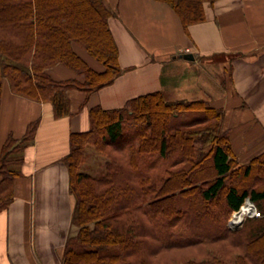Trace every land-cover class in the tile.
<instances>
[{"label": "trees", "instance_id": "16d2710c", "mask_svg": "<svg viewBox=\"0 0 264 264\" xmlns=\"http://www.w3.org/2000/svg\"><path fill=\"white\" fill-rule=\"evenodd\" d=\"M158 1L188 33L216 0ZM115 13L106 0H0V113L6 86L52 103L60 117L72 114L70 90L88 95L111 84L122 72ZM56 66L72 76L57 78ZM225 114L210 99L169 101L159 89L122 107H92L64 158L78 231L62 264H264V150L243 162ZM39 122L0 148V210L22 175L12 154L33 144ZM88 144L107 157L95 175L79 170ZM247 197L260 214L230 228Z\"/></svg>", "mask_w": 264, "mask_h": 264}, {"label": "crops", "instance_id": "0c3cea01", "mask_svg": "<svg viewBox=\"0 0 264 264\" xmlns=\"http://www.w3.org/2000/svg\"><path fill=\"white\" fill-rule=\"evenodd\" d=\"M108 1L116 11L109 23L124 73L88 95L70 90L72 114L60 117L50 102L15 94L8 86L4 90L0 148L10 134L21 138L29 122H40L23 156L12 154L22 159L19 167L12 165L22 175L15 179L13 200L0 210V264H62L66 240L78 231L63 159L70 151L71 133L89 128L92 107L118 108L135 96L163 91L159 75L164 66L194 67L195 74L177 86L178 99L193 100L186 94L194 83L203 96L198 100L210 99L222 107L224 126L243 162L264 150V0L206 2V19L190 24L188 33L165 2ZM187 53L195 58H185ZM215 67L224 73L221 79L211 74ZM72 74L63 66L54 69L57 78ZM209 80L222 91L208 94Z\"/></svg>", "mask_w": 264, "mask_h": 264}, {"label": "rangeland", "instance_id": "374dc122", "mask_svg": "<svg viewBox=\"0 0 264 264\" xmlns=\"http://www.w3.org/2000/svg\"><path fill=\"white\" fill-rule=\"evenodd\" d=\"M106 1H108V0H106ZM7 3H9V2H7ZM152 55L153 54H149V56H152ZM215 68H217L218 71ZM215 68L212 69L211 74H213L216 78H218V76H219V79H221V77L223 76L224 73L221 70H219L218 67H215ZM124 72L125 71L123 70L122 73H124ZM122 73H120L119 75H121ZM193 74H195V69L193 66L189 70H185V69L181 68L180 66H177V67L170 70V68L168 66H164V70L162 71V73L159 76H160V86L163 88V92H164L166 100L173 101V100L178 99L179 98L178 95H180V94H179V90L176 89L177 86L180 85V82L183 80V78H185V76H187V75L193 76ZM203 88L206 89L205 87H203ZM206 91L208 92V94L214 95V94H217L218 92L220 93V91H222V88L217 86L214 81L211 82L209 80V88L206 89ZM198 93L199 92L197 90V87L193 83V84H190V89H188L186 95L189 96L188 99H190V98L197 99V97H203V96H200ZM85 153H86V160L80 165V168H79V170L81 172L95 175L105 167V162L107 160V157L105 155L99 153L98 151H96V149L94 148V146L92 144L86 145ZM17 156H23L22 152L17 154L16 157ZM58 160L61 162L62 158H59ZM19 166H20L19 164L14 165V167H19ZM244 204H247V203L244 202L243 205ZM232 215H233V213L231 214L229 220L232 218ZM246 216H250L249 213L246 214ZM244 217H245V215H244ZM229 220H228V222H229ZM231 220H233V218ZM241 224L242 223H240L239 225L234 226V227L235 228L239 227Z\"/></svg>", "mask_w": 264, "mask_h": 264}, {"label": "water", "instance_id": "95a60500", "mask_svg": "<svg viewBox=\"0 0 264 264\" xmlns=\"http://www.w3.org/2000/svg\"><path fill=\"white\" fill-rule=\"evenodd\" d=\"M184 57L187 58V59H189V60H193V59L195 58L194 55L191 54V53L185 54ZM245 202H250L251 205H252V207H253V209L256 208V205L254 204V202H253L249 197L246 198ZM241 213H242V206L240 207V209H238V210H236V211L233 212L232 218L236 217L237 215H239V214H241ZM249 215H252V212H249ZM232 218H231V219H232ZM231 219L229 220L228 225H229L230 228L233 229V228H235V227H234V225L232 224L233 222H232ZM242 221H243V220H242ZM242 221H241V222H242Z\"/></svg>", "mask_w": 264, "mask_h": 264}, {"label": "bare ground", "instance_id": "6f19581e", "mask_svg": "<svg viewBox=\"0 0 264 264\" xmlns=\"http://www.w3.org/2000/svg\"><path fill=\"white\" fill-rule=\"evenodd\" d=\"M252 208L253 207L250 202H247V204H244L242 207V213L233 218L232 224L234 226L239 225L241 221L244 219V215L246 216L247 213L251 212Z\"/></svg>", "mask_w": 264, "mask_h": 264}, {"label": "built area", "instance_id": "2783aa9c", "mask_svg": "<svg viewBox=\"0 0 264 264\" xmlns=\"http://www.w3.org/2000/svg\"><path fill=\"white\" fill-rule=\"evenodd\" d=\"M253 214L257 216V215L260 214V212H259V211L257 210V208H256V209L253 210Z\"/></svg>", "mask_w": 264, "mask_h": 264}]
</instances>
